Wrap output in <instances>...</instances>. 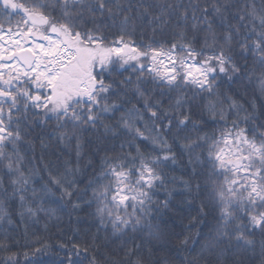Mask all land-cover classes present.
<instances>
[{
  "label": "snow or ice",
  "instance_id": "obj_1",
  "mask_svg": "<svg viewBox=\"0 0 264 264\" xmlns=\"http://www.w3.org/2000/svg\"><path fill=\"white\" fill-rule=\"evenodd\" d=\"M261 5L257 9L254 0L239 6L233 0H205L203 7L200 0L187 5L182 0H0V171L11 177L12 188L9 193L0 179V191L19 198L21 217L44 212L49 218L56 217L58 207L80 209L81 198L90 191L83 203L95 205L91 215L98 221L97 233L110 226L115 238L145 229L152 236V206H160L153 196L165 183L160 168L169 160L176 162L173 146L178 145L217 212L201 252L215 254L221 264L233 251L254 249L255 233L264 237V120L235 101L228 103L231 98L221 97L218 89L222 78L234 81L243 73L235 59L238 49L241 58L250 53L260 67L264 94V0ZM173 16L179 30L171 38L155 39L153 28L148 42L133 39L138 21L147 18L149 26H162ZM106 20L112 23H102ZM217 27L223 28L222 36ZM107 28H118L119 34L109 40ZM130 94L136 103L122 110L113 97ZM197 100L206 102L194 119ZM118 111L115 124L104 123ZM205 114L216 126L211 132L203 131L209 123ZM51 121L60 143L75 138L78 160L86 130L102 125L105 136L126 139L119 150H105L82 190L75 178L81 169L69 161L63 171L46 164L48 178L35 187L37 173L24 171L19 144L33 126ZM191 132L199 134L193 137ZM141 142L150 143L151 150H142ZM184 185L191 190L189 181ZM201 188L197 182L198 193ZM57 193L59 200L54 199ZM5 218L8 213L0 203V220ZM98 239L93 235L83 248L61 243L65 257L57 264H82L89 256L88 264H100ZM48 247L36 248L32 256ZM260 247L264 254V239ZM0 249L8 251L9 245L0 242ZM132 255L129 249L125 258ZM24 256L27 264H37L28 252ZM4 264H18V254L5 257ZM130 264L145 262L137 258Z\"/></svg>",
  "mask_w": 264,
  "mask_h": 264
},
{
  "label": "trees",
  "instance_id": "obj_2",
  "mask_svg": "<svg viewBox=\"0 0 264 264\" xmlns=\"http://www.w3.org/2000/svg\"><path fill=\"white\" fill-rule=\"evenodd\" d=\"M171 2L174 3L175 0H171ZM182 2L187 5L189 0H182ZM233 2L239 6L244 4L246 0H233ZM254 2L257 9L262 7L261 0H254ZM200 4L201 7L205 6V0H200ZM236 10V7L231 9L233 13ZM190 17L191 12H189L188 23L189 35L192 34ZM105 22L112 23L107 20L102 21V23ZM176 24L175 16L171 18L168 24L162 26H157L155 23L149 26L147 18H145L143 22H137L133 39L137 43L141 42L142 39L143 42H148V38L153 36V28H156L155 39L171 38L173 30H179L176 28ZM216 25H219V20L216 21ZM104 32L109 40L119 34L118 28H107L104 29ZM217 32L222 36L223 28L217 27ZM200 36L202 37L203 34L201 33ZM235 59L242 66L243 73L237 76L234 81H229L226 77L222 78L218 91L221 97L231 98L228 103L235 101L248 112L254 110L255 114L264 120V94L259 89L261 69L255 64L250 53L245 60L241 58L239 50L236 49ZM127 75L128 73H124V76ZM113 99L117 103H122V110L136 103V99L131 94L128 97H113ZM214 99L216 98L214 97ZM126 100H131V103H124ZM205 102L201 100L193 102L194 119L200 115ZM120 114L119 111L114 116L109 114V118L104 123L115 124ZM243 115L244 113H241V116ZM231 118H235V113L232 114ZM204 119L208 120L209 123L207 127L203 128V131L211 132L216 126L211 123L207 114L204 115ZM241 126L245 125L241 124ZM198 134L191 132L193 137ZM80 139L82 148L78 160L75 138L70 143H60L55 129V121L49 122L45 127H41L39 124L33 126L19 144L20 154L24 157V171L28 173L32 170L37 173L33 186L39 187L41 183L47 180L48 173L43 171L46 164L50 168L63 171L64 162L69 161L73 168L77 167L78 164L81 169L75 178L82 190L87 181L98 170L100 157L105 154V150L113 148L119 150L126 137H113L111 133L105 136L101 125L98 130L84 131ZM140 146L142 150H151L152 148L148 142H141ZM173 151L176 153V162L173 163L169 160L161 166L160 171L164 176L165 183L158 187L153 196V200L158 202L160 206L157 207L156 204L152 206L153 212L149 218L154 230L152 236L145 229L135 233L128 230L125 236L115 238L111 235L110 226L97 233L98 221L91 215L95 210V205L89 207L83 203L90 196V191L88 195L81 198V208L77 210H72L71 205L60 208L57 204L45 203V207H58L54 218H49L44 212H39L35 217H30L25 213L21 217L19 213L22 209L19 198L6 196L0 191V203L8 213V218L0 220V242L9 245L8 251L0 249V264H4L5 257L11 253L18 254V264H27L25 252H28L29 259L37 261V264H57L59 258L65 257L64 251L58 247L61 243L70 245L76 242L80 243L83 248L92 242L93 235L99 237L97 241L99 251L95 255L100 264H106V261L111 260L130 264L131 260L137 258H142L145 264H216L217 257L215 254H209L206 251L202 253L201 249L206 242V237L215 227L217 212L213 210L203 192L202 178L193 176L194 165L188 163L189 156L182 154L178 145L173 146ZM196 151L199 152L200 150L197 149ZM197 171H200L199 167H197ZM0 179L3 180L4 188L10 193L12 191L11 177L0 171ZM184 181H189L191 184L190 191L185 189ZM197 182L202 185L199 193L196 189ZM54 199L59 200V193ZM76 199L77 197H73V200ZM165 201L168 205L166 208L163 207ZM35 206L33 203L32 207ZM9 219L11 223H9ZM252 238L256 241L254 249L233 251L221 261V264H264V254H262L260 247V242L264 237L257 231ZM185 239L187 240L186 244L182 243ZM42 245L49 246L47 251L32 256L34 250ZM136 245H140V247L137 248ZM129 249L133 251V255L126 259L125 253ZM90 258L89 256L88 259ZM88 259H85L82 264H88Z\"/></svg>",
  "mask_w": 264,
  "mask_h": 264
}]
</instances>
